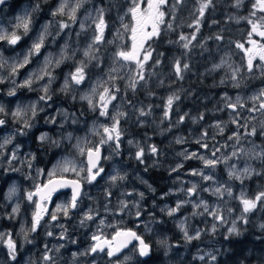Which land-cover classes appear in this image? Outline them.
<instances>
[{"label":"rangeland","instance_id":"rangeland-1","mask_svg":"<svg viewBox=\"0 0 264 264\" xmlns=\"http://www.w3.org/2000/svg\"><path fill=\"white\" fill-rule=\"evenodd\" d=\"M56 1L58 4V0ZM67 2L68 4H76L77 0H67ZM145 2L147 0H142L141 4H145ZM79 3L80 7L76 10L75 22L67 18L64 24L70 25L66 28L67 33L75 30L77 35L80 36V61L86 63V79L82 84L77 85L79 86L80 97L90 93L93 87H97V82H107L105 84L107 87H113L114 85L115 88H119V92L116 93L117 100L113 102V105L109 106V114L111 116L115 115L116 111H122L124 116L119 117L120 130L122 132L119 150L114 151V145L111 143L103 145L108 147L105 156L106 161L109 162V173L102 177L100 182L86 183L87 187L84 190L85 201L80 205L77 212L69 213V216L65 217L68 221H65L62 228L66 226H84L90 224L91 221L90 226L93 228V232L89 233L90 235L105 234V231L101 232L104 226L99 227V225L106 224L105 218L109 212V224L122 227L125 221L132 226L135 225L141 228L151 237L147 236L149 239L153 240L156 236L157 249L168 255L176 249L175 254L178 253L180 257L189 254L190 258L194 260L211 261V256H216L222 249L217 244V235L219 233H221V236L236 233L239 225L244 221L241 216H245L247 213L243 212V205L240 200L241 194L243 193L249 199L254 198L256 195L251 194L249 181L255 178L264 179V155H261L264 152V148L258 139L254 137V134H250L253 130H247L251 120L255 119V114H257V117L261 116L264 119V109L259 108L260 103L264 102V96H260V93L264 91V85H257L255 89L249 87L245 92L236 91L237 85L240 84L241 80L251 79L255 76L264 80V73L257 67H254L252 72H248L245 52L236 46L232 50L224 51L216 57L214 63L204 73L218 74V80L221 83L226 82L231 85L230 89L233 91H223L221 96L216 99V102L220 104L218 109H216V112L210 113L222 114L224 120L207 122L203 116L207 111L205 98L193 95V92L186 87H181L178 90L182 78L176 75L174 63L166 73L152 77L153 71L149 70L150 57L145 64V80L139 81L135 89L129 87L130 80L136 76L135 65H125V62L117 60L114 54L118 47H131V33L126 31L123 25L128 24L131 26L134 23L131 14L128 12L129 7L132 6V0H79ZM166 7L167 5L162 9L165 13L164 22L167 18ZM101 10H103V18L107 25L104 31V42L95 44L90 55L86 57L84 52L89 45L93 44V37L96 34L95 21L99 17ZM65 12L67 17H69L70 8H66ZM259 14L264 13L257 11L256 15L253 16L257 23H260L258 21ZM22 19H26V15L19 11L17 24ZM55 22L57 23L56 20ZM28 23L27 33L24 30H20L23 27H19L17 30V34L21 36L17 45L19 46L21 43L23 46L16 56H4L2 53L4 46L0 47V53H2L4 61H6H0V65H2L0 66V80L9 83L12 88L18 82H23L27 76L31 75L30 72L20 73V71L16 76L10 75L11 65L22 60L23 56L28 53L26 40L31 28L35 27V22L29 21ZM50 24L40 28L37 35L38 38L41 35L46 36ZM163 24L160 26V31ZM45 28L47 29L46 32ZM2 29L0 24V34H2ZM147 30L150 31V27ZM118 34H120L119 39H117ZM157 37L148 40L145 48H149L151 41ZM250 41H256L257 46L264 44V38L255 33L249 35L244 45L245 48H253V44ZM46 56L51 55L46 53ZM43 63L44 60L42 61ZM259 64L260 61L257 58L254 61V65ZM121 65L125 66L121 67ZM113 68L117 69V71H112ZM237 69L239 71L236 72V79L233 80L232 74ZM70 72L74 71H67L65 78L68 77L70 79ZM110 76L115 77V79H110ZM152 78L157 81L158 85L153 90L147 91L149 81ZM13 80L15 83L12 82ZM70 86H72L74 92V83ZM173 86L175 88H172ZM7 91L9 92V89ZM99 91H102V88H98ZM156 95L162 96L157 97ZM170 95H176L179 99L174 101L169 116L165 117V104L167 97ZM237 97L240 98L243 107L237 106V110L232 112L226 107V104L228 101L235 103ZM70 98L71 102H73V96ZM97 100L98 95L94 97V102ZM7 101L0 100V106L5 109V112L0 114L9 112L8 108L11 105H13V113L18 107L28 109L26 103L21 99H10ZM80 102V121L76 119L73 122V119H75L73 111L69 109L66 112L59 110L61 113L59 125L54 129L53 133L42 131L41 134L36 136L37 142L48 144V146L59 147L65 145L66 152L59 162L69 159L75 161L77 166H83L81 162H85V157L79 155L75 147L77 141L81 142V146L98 144L101 138L100 134L103 132L101 125H111L112 123L108 117L99 116L98 108L96 111H92L86 100L80 99ZM141 110L144 111V116L140 115ZM62 113H67V116ZM23 120L28 119L25 116L15 117L12 118L11 122L22 125L25 132L32 134L36 127L32 125L30 128H25ZM233 120L236 122L233 123ZM217 124L224 129L222 133L215 127ZM71 125L74 130H70ZM49 126L51 127L52 123ZM131 127L136 132L132 131ZM205 132H207V137L201 140V136ZM1 133L5 136V139H8L10 135L14 137L17 134L19 138L24 140L21 146L8 147L4 145L3 148H0V183L3 182L2 187L5 186L2 190L0 187V192H3L2 196H0V207L4 211V218L0 215V233H11L18 249L16 259L12 260L8 256L6 246L0 244V264H51V262H45L42 259L45 249H39L34 242L27 243L24 235L21 234L22 227L25 229L30 228L31 216L23 213H26V211L32 212L29 211L31 206L26 199V193L34 190V185L37 183L38 178L37 170H40L33 164L31 159L34 157L33 153L20 152L23 147L29 149L32 141L30 138H25L24 132L17 133L16 131L7 130ZM43 134H47V139L41 141L40 136ZM54 134L57 135V138L54 137ZM69 135H71V139H69ZM237 136L239 139H236ZM229 137H233V139H229ZM178 139L183 142L178 143ZM198 140H201L202 143H207L208 148L200 147L197 143ZM129 141H132V143L130 144ZM137 145L144 149L143 163L135 158V153L138 150ZM153 145L158 149L155 155L150 151ZM125 149L127 153H123ZM215 149L219 150L216 151L214 157L212 156V151ZM182 152H196L209 159L219 158L222 162L215 168L205 167L201 160H186L184 156L180 155ZM233 152H236L237 155L233 156ZM13 153H15L16 159H12ZM225 158H228L226 163L223 162ZM158 163L163 164L162 168L166 170L165 175L171 181L168 190L162 194L156 192L151 180L146 177L149 169L157 168L159 166ZM57 164L52 165L49 171H52ZM179 164H182L183 167L178 171H172ZM245 168L251 169L252 172L249 177L243 179V182L229 177L228 173L230 170L243 173ZM139 169L140 172L138 171ZM193 170H200L206 175H211L213 179L204 180L199 175L193 176L190 174ZM81 175L84 174L82 173ZM113 175L123 176L124 179H118L113 183L111 180ZM193 183L197 185V194L190 198V202L184 203L173 216H169L167 214L168 209L175 208L179 201L189 199L186 192L181 189H188ZM217 186L221 188L229 187L232 195L229 196L226 192L222 196L214 195L213 190ZM12 187L16 188V193L11 198H8L9 190ZM108 193L109 211L104 205L106 194ZM140 193H143V197H141ZM121 201H124L127 207L121 208ZM201 201L208 205V212L204 211L202 205L193 207L194 204H200ZM17 203L20 204V212L13 215L12 208ZM217 210L223 218V222L210 214ZM193 213L196 214L193 215ZM85 214L92 215L93 219L85 220ZM164 217L175 226L178 237L183 242L180 244L172 243L170 241L171 235L168 233L163 234L161 231L163 226L161 225L166 221ZM81 221L84 222L81 223ZM181 221L184 222V229L187 230L189 235H195L199 232V238L186 241L180 228ZM233 223L236 225V231L229 232ZM60 225L55 226L59 227ZM214 225L215 231H213ZM52 233V236L46 235V245L51 250L48 254L54 258V264H64L55 261L59 257L57 253L62 249V245L59 242L61 239L58 241L62 232ZM211 235L213 237H210ZM30 236V233H28L29 240ZM37 251L38 253L36 254ZM97 255L98 258H96L95 264H105V259L100 258L104 256L101 253ZM201 256L204 257L203 260L200 259ZM79 257L78 252H75L73 257L69 256L66 259V263L82 264L79 261Z\"/></svg>","mask_w":264,"mask_h":264},{"label":"snow or ice","instance_id":"snow-or-ice-1","mask_svg":"<svg viewBox=\"0 0 264 264\" xmlns=\"http://www.w3.org/2000/svg\"><path fill=\"white\" fill-rule=\"evenodd\" d=\"M4 0H0V3H3ZM141 2L142 0H132V6L129 7L128 12L131 14L132 21L134 22L131 26L128 24H124L123 27L126 31H130V39L132 41L130 48H123L118 47V50L115 52L114 57L117 60H122L125 62V65L127 64H134L135 65V73L136 76L133 77L130 80L129 87L132 89H135L139 81L145 80L144 76V69L146 62L149 61L151 57V49L145 48V44L148 40L152 39L153 37L159 36L160 26L164 23V11L161 10L162 6L166 5L168 0H147V10H142L141 8ZM177 2H180V0H177ZM212 0H202L200 3L199 8L197 9L199 13V17L202 18L204 16L205 10L208 9L211 5ZM237 6H239L242 3V0H236ZM80 7L79 0H77V3L75 6H71L68 4L67 0H62L59 8L57 9V12L63 14L65 12L66 8H70V12L68 13L69 19L75 22L76 20V10ZM173 8H175V4L173 5ZM259 11L260 13H264V0H254L253 3V11L250 13V16H255L256 12ZM56 13H53L55 15ZM260 23H257V21L249 19L248 22L252 26V31L249 35L252 33H255L259 35L260 37L264 38V16H261L258 18ZM199 25H200V19L198 18L195 21V29L198 32L199 31ZM70 25L61 23L60 28L64 29L69 27ZM106 23L103 18V10H101V13L97 20L95 21V31L96 34L93 37V44L89 45L88 49L84 52V55L88 57L90 55V52L95 44H100L104 42V31L106 28ZM193 26V25H190ZM23 27L25 33L28 31L29 23L26 19H22L19 24H17V28ZM83 27V25H81ZM150 27V31L147 29ZM169 29L172 28V24L169 23L167 25ZM47 29L45 28V32ZM120 38V34H118L117 39ZM196 37L193 35L191 38L180 35L179 39L180 41H184L183 47L187 49L189 47V43L191 40H194ZM21 39V36L18 35L15 31L8 33H2L0 34V41L6 40L8 44L10 45H16L17 42ZM217 39H220L219 36H217ZM250 43L253 44V48H245L243 44L237 43L236 47L240 48L242 51L245 52V56L247 58V71L252 72L254 67H257L260 69L262 73H264V44H260L257 46L256 41H250ZM44 44V36L41 35L35 42L32 43L31 48L29 49L28 53L23 56L22 60H19L17 63H14L11 65V76H16L20 69H24L29 63H30V57L36 54H39L41 52V48ZM66 47V46H65ZM71 57H68L64 54L62 51L60 54L59 59H56L53 61L51 56H46L44 58L43 66H41L38 71L32 72L31 75L27 76L23 83L20 85H17L18 87H28L30 90L32 89V85L34 82L45 80L46 83L42 84L40 86V91L43 93L39 96L40 101H44L47 103L48 101L52 100V95L50 93V86L52 82L55 79V76L53 75V68L59 67V65L65 60L70 59ZM259 59L260 64L254 65V61L256 59ZM0 61H4V57L2 53H0ZM6 62V61H4ZM121 65V67L125 66ZM2 66V65H0ZM188 65L184 64L181 66L179 61H176L174 63V69L175 73L178 77L182 78V71L184 69H187ZM85 68L86 63L84 61H80L78 66H76L74 72L69 73V77H66L64 79L63 87L60 89L62 92H67L70 88V85L74 83L75 85L82 84L86 79L85 74ZM112 71H117V69L113 68ZM239 69L233 72L232 79H236V72H238ZM110 79L114 80L115 77L110 76ZM2 82V80H0ZM15 83V81H12ZM107 82L101 83L97 82V87H93L91 89V92L88 94H84L80 97L81 100H86L88 103L89 108L92 111H96L97 108L99 109V116L101 117H108L111 119L112 123L111 125H101L103 132L101 135V138L99 140L98 144L91 145V146H81V142L78 140L75 147L77 148L79 155L86 157V162H81L83 166H77V163L73 160L64 159L61 162H59L52 171H49L47 173V181L46 183H36L34 185V190H30L26 193V199L27 201L34 206V210L32 211L31 215V225L30 228L25 229L21 228V234L24 235V239L27 243H32L31 240L28 239V233H35L40 227L41 222L44 221L45 216H50L51 221H56L58 219L59 213H62L64 217H68L69 213L72 209H75L78 207V200L81 195L82 191V183H88L92 184L97 180L98 177H101V174L104 173V168L100 165L102 151L101 148L105 144L111 143L114 145L113 150L118 151L120 148L121 143V136L122 132L120 130V119L119 117L124 116V113L122 111H116L115 115L109 114V106L113 105V102L117 100L116 93L119 92V88L113 87H107L105 86ZM238 86V85H237ZM98 88H102V91L98 92ZM115 89V90H113ZM8 95L13 96L15 95V90H10ZM98 100L94 102V97H97ZM260 96H264V91L260 93ZM75 99V97H73ZM179 97L176 95H170L167 97L166 104H165V111L164 115L165 117L169 116V113L172 110V106L174 104L175 100H178ZM256 99V98H254ZM227 100V98H226ZM237 106L243 107L241 104L240 98L237 97L235 103H232L230 101L227 102L226 107L231 108L233 111L237 110ZM115 107V106H113ZM260 109H264V102L260 103L259 105ZM40 111H43L41 108ZM5 109L3 106H0V113H4ZM28 112H31V115L33 118L37 115V107L36 104H32L28 109H22L20 107L17 108V110L14 113H11L13 117H22L27 116ZM63 115L67 116V113H62ZM140 115L144 116L145 113L143 110L140 111ZM202 118V117H201ZM50 122L55 123V120H51ZM73 122H75V119H73ZM236 121L233 120V123ZM24 127L30 128L32 125L29 120H23ZM5 124V120L0 118V126H3ZM219 131L222 133L224 129L220 127L219 124L215 126ZM255 134V130H253L252 133ZM205 137H207V132L203 133L201 136V140H203ZM47 139V134H43L40 136V140L44 141ZM69 139H71V135H69ZM229 139H233V137H229ZM236 139H239L237 136ZM201 140H198L197 143L200 145V147L207 149L208 144L202 143ZM9 139H5L4 143H8ZM178 143L183 142L182 140L178 139ZM131 144L132 141H129ZM3 144H0V148H3ZM137 151L135 153V158L143 163V157H144V149L140 148L139 145H137ZM219 149H215L212 151V156L215 157L216 151ZM150 151L153 155L157 154L158 149L156 146H151ZM180 155L184 156V158L187 159H198L203 161V164L205 167L215 168L219 163L222 161L217 159H209L204 157L203 155H200L196 152L187 153L182 152ZM233 156H236L237 153L233 152ZM261 155H264V152L261 153ZM12 159H16L15 153L12 154ZM228 158H225L223 162H227ZM31 166V165H29ZM181 167H183L182 164L177 165L175 168L172 169V171H178ZM252 170L249 168H245L243 173H237L234 170L229 171V177L235 178L238 180H241L243 182V179L249 177L251 175ZM65 173H72L74 174L75 178H68L66 177ZM84 175H81V174ZM43 170H37V176L43 175ZM193 176H201L204 180H212L213 177L211 175H206L200 170H193L191 173ZM124 179L123 176L119 175H113L111 176V180L113 183H115L117 180ZM64 188H70L71 189V197L70 200L56 204L55 205V211L49 212V204L53 203V196L56 195L58 192H60L61 189ZM182 191L186 192V195L189 199L185 201H179L176 204L175 208H171L167 210V214L169 216H173L182 206L184 203L190 202V198L193 195L197 194V185L193 183L190 188L188 189H181ZM227 193L229 196L232 195L231 189L229 187L221 188L217 186L213 190L214 195L222 196L224 193ZM16 193V188L12 187L9 190L8 198H11ZM141 197H143V193H140ZM59 198V197H57ZM241 204L243 205V212L248 213L255 209L257 207V204L260 203L262 206H264V190H261L258 194L254 196V198L249 199L246 198L243 193L240 197ZM121 208L127 207V204L124 201H121ZM203 206V209L205 212H208V205L203 203V201L200 202V204H194L193 207H200ZM91 212V210H89ZM20 212V204L17 203L15 207L12 208V214L16 215ZM196 213H193L195 215ZM212 216L216 217L217 219L221 220L223 222V218L219 215V211H213L210 213ZM139 215V213H137ZM244 216H241V219H244ZM85 220H91L93 219V216L90 214H85L84 217ZM84 221H81L83 223ZM180 228L181 231L184 233V238L186 241H190L193 239L199 238V232H197L195 235H189L187 230L184 229V222H180ZM213 231H215V225L213 226ZM236 231V225L233 223V226L231 229H229V232H235ZM48 236H52L53 233L51 231L47 232ZM63 238V234H61V237ZM92 240L94 243L90 247L89 251L92 253L96 252H104L107 249V255L109 257L116 256L118 253L121 252L123 248H126L129 243H131L133 240L139 242V254L141 256H147L149 253V245L145 243V241L135 232L131 229L129 230H117L115 235H113L110 239L100 235V234H94L92 236ZM0 244H3L7 248L8 256L12 259H16L17 255V244L15 240L12 238L11 233H0ZM51 251L47 248V245L45 246V254L42 256L43 261L45 262H51V264H54V258L48 254V252ZM127 259V258H126ZM200 259H204L203 256L200 257ZM212 260H215V256H211Z\"/></svg>","mask_w":264,"mask_h":264},{"label":"flooded vegetation","instance_id":"flooded-vegetation-1","mask_svg":"<svg viewBox=\"0 0 264 264\" xmlns=\"http://www.w3.org/2000/svg\"><path fill=\"white\" fill-rule=\"evenodd\" d=\"M62 0H58V4L56 0H4L3 3H0V24L2 25V33H8L15 31L17 33V14L19 11L24 13L26 15V20L34 21L35 27L31 28L29 36H27L26 40V49L31 48V45L33 42H35L38 39V31L43 26L49 25L48 33L46 36H44V44L41 48V52L39 54L33 55L30 57V63L24 68L20 69V73L23 72H35L38 71V69L43 66L42 61L45 58L46 53H50L51 58L53 61L56 59H59L61 52L63 51L64 54L68 57H71L70 59H65L59 67L53 68V75L55 76L54 81L52 82L50 86V93L52 95V100L45 103L44 101L39 100V96L43 93L39 90L40 86L44 83H46L45 80L34 82L32 85V89L30 90L28 87H18L17 85L22 84L23 82H18V84L12 88V86L9 83L2 82L0 84V100H5V102H8L7 100L13 99H21L23 100L28 108L32 104H36L37 107V115L35 118L32 117L31 112H28L27 116H25L31 123V125L36 127V130L33 131L32 134L25 132L22 128V125L19 124H13L11 122L12 118H15L11 115L13 105H11L8 110L9 112L5 114H0V118L5 120V124L3 126H0V144H3L8 147L12 146H21L23 144V140L18 137L16 134L14 137L12 135L9 136V142L4 143L5 136L1 133L7 130H12L18 132H24L25 138H30L31 145L30 148L27 149L25 147L21 148V153H33L34 157L31 159L33 160V164L36 165L37 168L40 170H43L44 174L39 176L37 178V183H46L47 181V173L52 165H55L59 162L60 158L65 154V145H61L59 147L54 146H48V144L39 143L36 141V136L41 134L42 131L53 133L54 129L59 125V119L61 116V113L59 110H64L66 112L67 109L74 112L75 120L77 119L80 121V90L79 86L74 84V92L72 89V86H70L69 90L67 92H62L60 89L63 87L65 74L67 71H75L76 66H78L80 62V36L77 35L75 30L72 32L67 33V29H61L60 24L65 23L67 17L66 12L63 14L57 12V8H59ZM71 2V1H70ZM70 4V3H69ZM168 4V2H167ZM166 4V5H167ZM71 6H75V3H71ZM57 6V8H55ZM165 6V5H164ZM161 10L163 9V7ZM142 10H147V2L145 4H141ZM163 11V10H162ZM53 13H56L53 15ZM57 21V23L55 22ZM20 30H24L23 28H20ZM17 45V44H16ZM16 45H10L7 43L6 40L0 41V47H3L2 53L4 56H12L17 55V52H19L23 45L16 46ZM16 46V48H14ZM29 46V47H28ZM66 46V47H65ZM68 48V50H66ZM73 48V49H72ZM77 48V49H76ZM73 55H72V54ZM22 75V74H21ZM7 89L15 90V95L10 96L8 95ZM75 97L73 102H71L70 97ZM69 99V100H68ZM43 109V111H40V109ZM51 120H55V123L50 122ZM52 123V126L50 127L49 124ZM70 130H74V127L71 125ZM43 132V133H44ZM54 137L57 138V135L54 134ZM108 147L102 146V156L100 165L104 168V173L101 174V177H98L95 183L100 182L101 178L104 177L109 173V162L106 161L105 153L107 152ZM1 152V151H0ZM130 152V151H129ZM123 153H127L126 149L123 151ZM3 154V153H2ZM29 160V158H27ZM86 162V157H85ZM127 162V161H126ZM140 172V169L138 170ZM68 178H75L74 174H63ZM147 178L148 175H146ZM145 177V178H146ZM4 181V180H3ZM150 181V180H149ZM3 183V182H2ZM2 183H0L1 190L5 186L2 187ZM87 184L82 183V193L80 195V198L78 200V207L75 209H72L70 213H75L79 210L80 205L85 201L84 197V190L86 189ZM3 192L0 194L2 196ZM59 197V198H57ZM71 192L64 191L57 193L53 196V203L49 204V212L55 211V205L64 203L68 200H70ZM103 200V199H102ZM105 207L109 211V193L106 194L105 199ZM104 201V200H103ZM92 204V202L90 201ZM29 211L34 210V206L30 204ZM24 215L31 216L32 212L29 213L28 211L23 212ZM58 219L56 221H51L50 216H45L44 221L41 222V227L35 232L30 233V240L36 244V246L39 247V249H45L46 245V235L48 231L51 232H62L63 238L58 239L60 244L62 245V249L59 250L57 255L59 257L55 259L57 262H61L64 264L66 263V259L71 256L73 257V254L75 252H78L80 255L79 261L82 264H95L96 258H98L99 253H101L102 256L100 257L105 259V264H155L158 263L160 250L157 249V243L156 240L157 237L149 239L148 236L144 230L141 228L131 225L124 221L122 227L111 225L109 224V212L106 216V224L105 225H99V227H102V231H105V234H102L103 236L107 238H111L113 235H115L117 230H129L135 231L144 241L149 245V253L147 256H141L139 254V245L138 242H134L128 249H126L122 254L118 256L109 257L107 255V249L104 252H96L92 253L89 251L90 247L94 243L92 240V236L89 233H92L93 228L90 226V224L84 225V226H74V227H64L62 228L65 221L67 222V218L63 216L62 213L57 214ZM62 223V224H61ZM94 223V222H93ZM112 223V222H110ZM61 224V225H60ZM96 224V223H95ZM29 225H31V220L29 222ZM55 225H60L59 227H56ZM98 225V224H96ZM142 227V226H141ZM143 228V227H142ZM113 231V234H112ZM157 234V233H156ZM148 236V237H147ZM151 238V237H150ZM38 251L36 252V254ZM86 255V258H85ZM173 254L170 253V255L165 253V257H171ZM127 258V259H126ZM161 258V256H160Z\"/></svg>","mask_w":264,"mask_h":264},{"label":"trees","instance_id":"trees-1","mask_svg":"<svg viewBox=\"0 0 264 264\" xmlns=\"http://www.w3.org/2000/svg\"><path fill=\"white\" fill-rule=\"evenodd\" d=\"M201 2L202 0H180V2L168 0L167 18L159 36L151 41L152 54L149 70L153 71L152 77H156L166 73L176 61H179L181 66L187 64V69L182 71L183 77L178 90L186 87L193 92V95L205 98L207 111L203 116L207 122H212L224 120L222 114H210L216 112L220 105L216 99L223 91L232 92L233 90L230 89L231 85L218 80V74L204 73V71L222 52L232 50L237 43L245 45L252 28L248 20L256 21V19L250 16L254 0H242L239 6L236 0H212L204 16L200 18L197 9ZM174 4L175 8H173ZM259 16H264V14H259ZM198 18L200 25L197 32L194 25ZM169 23L172 24L171 29L167 27ZM192 34L196 38L191 40L189 47L185 49L182 46L184 41H180L179 37L184 35L191 38ZM217 36L220 39H217ZM157 85L154 78L150 79L147 91L153 90ZM257 85H264V80L257 76L251 79L246 78L240 81L236 91L245 92L249 87L255 89ZM249 129L255 130L254 137L264 148V119L255 114V119L251 120L247 126V130ZM131 130L136 132L132 127ZM158 165L157 168H150L147 174L156 192L162 194L168 190L171 181L165 175L166 170L162 168L163 164L158 163ZM249 190L252 195L264 190V179L255 178L249 181ZM0 215L4 218V211L1 207ZM244 217L236 233L217 235V244L222 249L215 256V260L198 261L191 259L189 254L180 257L178 253L175 254L176 249H174L171 257H165V253L160 250L158 263L155 264H264V206L258 203L257 207ZM161 226H163L161 230L163 234L171 235L172 243L183 242L179 239L175 226L168 219Z\"/></svg>","mask_w":264,"mask_h":264},{"label":"water","instance_id":"water-1","mask_svg":"<svg viewBox=\"0 0 264 264\" xmlns=\"http://www.w3.org/2000/svg\"><path fill=\"white\" fill-rule=\"evenodd\" d=\"M228 109L231 110L232 112H234L231 108L228 107ZM68 190L71 192V189H70V188H64V189H61L60 192H64V191H68ZM60 192H58V193H60ZM81 193H82V191H81ZM134 242H138V241L133 240L131 243L128 244V246H127L126 248H123V249L121 250V252L118 253L116 256L122 254V253H123L126 249H128V248H129ZM138 245H139V242H138Z\"/></svg>","mask_w":264,"mask_h":264}]
</instances>
